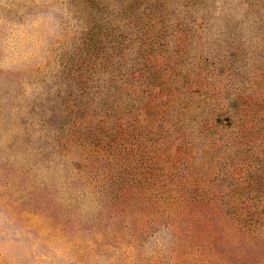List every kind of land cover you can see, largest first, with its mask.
<instances>
[{
  "label": "rangeland",
  "instance_id": "374dc122",
  "mask_svg": "<svg viewBox=\"0 0 264 264\" xmlns=\"http://www.w3.org/2000/svg\"><path fill=\"white\" fill-rule=\"evenodd\" d=\"M0 264H264V0H0Z\"/></svg>",
  "mask_w": 264,
  "mask_h": 264
}]
</instances>
